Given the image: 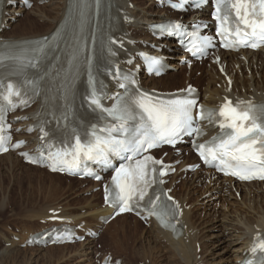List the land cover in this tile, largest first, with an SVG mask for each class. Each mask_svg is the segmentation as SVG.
<instances>
[{
    "label": "bare ground",
    "instance_id": "6f19581e",
    "mask_svg": "<svg viewBox=\"0 0 264 264\" xmlns=\"http://www.w3.org/2000/svg\"><path fill=\"white\" fill-rule=\"evenodd\" d=\"M27 1L29 3H32V6L28 7V5H26L22 0L4 1L1 16L2 29L0 32V37L2 39L21 40L48 35L56 27L57 23L62 19L67 6V0ZM40 1H45L46 4H44L43 6L37 5V3ZM145 1L148 3L146 6L145 4L143 5V2L141 5L136 0H115L116 4L118 5L117 15L120 19V32L117 36V41L123 48L122 59L126 61L134 58L137 51H147L157 57L165 58V62L168 64V69L170 70V72L167 71L164 75L158 78H153L152 76H146L143 74L141 76V80L144 87L150 90L155 89L162 92H173L176 90L185 89V87L190 84V70L197 69V66L193 65V67L191 68L185 67L182 62L185 55L180 54L179 50L176 48V44L169 43L168 47L165 46L167 41H157L156 39L151 37L147 28L150 23L161 21L168 17L177 20H187L189 16L186 15L180 18L179 14L170 12L166 8H157L156 4L152 0ZM129 5L132 6L130 7ZM23 13H25L24 16L20 18ZM30 14H32L34 18H31L29 16L27 17V15ZM191 16H193L194 19H207L205 10L198 11L197 13H195V15ZM152 44L154 46H152ZM216 55L220 58L225 75L228 76L229 80L226 81L225 77L215 69V66L209 65V69L207 68L203 71L204 82L202 84H199V82L197 83L196 80L194 82V86L198 88L199 98L202 104L210 107L218 106L221 102L224 101L225 98H230L233 100V102H247L249 100H252L253 102L264 101V49L254 53L248 51H239L237 53L218 51L216 52ZM181 69L184 70V73H182ZM179 75L180 77H183H181L183 79V86H179V88H170L169 86L172 84L171 82L179 77ZM108 90L111 92H117L118 94L122 93V90L117 91V87L115 86V82L113 81L110 83ZM35 113L36 105H32L26 110L17 111L9 116L10 121L12 122V128L14 130L18 129V132L14 131L12 136L15 139H26L28 141L26 150L29 151L33 150L39 144L38 138L42 134L35 127L33 118ZM30 128H33L32 132H28V129ZM215 132L216 130H208L207 135L203 138V140L209 138ZM180 149L182 151H188L190 153V150L184 145H182ZM13 155L15 154L11 152L1 155L0 160L5 159L12 164L13 161L17 160V158H15V156ZM173 155V153L169 152L167 157L168 162H172L180 158V156H177L175 159ZM194 162H196V160L191 156L189 159L184 161V164H192ZM117 164L118 163H116V165ZM180 167H182V165ZM26 168L41 169L39 167L35 168L34 166L30 165H27ZM42 172H44L43 174H45L47 178H50V187L54 189L61 188L63 179L68 181L75 180L77 182L85 184L89 182V180L87 179L77 180L67 178L65 176H60L58 174H50L45 170L40 171V173ZM215 177L216 176L211 174L209 170L202 168L199 171L193 173L191 179L182 180L183 182L181 181L182 188L185 189V193L179 195L177 194L176 190H174L172 194L175 197L179 208L181 209L180 219L184 225L183 236L180 238H174L169 232L161 230L152 219H149L147 223H149L150 225V230H148L151 233L153 232V234H151L153 240L151 242H147V250H149L150 252L154 250L158 251L162 249V247L169 246V252L175 254L177 257H180L179 260L182 264H238V261H241V259H243V257L248 253L249 248L253 243L254 237L256 235L264 236V207L262 205L256 206L258 203L264 205V184L257 182L249 184H238L232 182V180L230 179H220L219 177ZM203 178L209 179L211 185L209 186V190H204V192L202 191L201 195L208 194L206 196L209 197V200H211L220 197L223 192H226L228 196L233 195V193H230V189L231 191H234V194L236 192L242 191L243 193L241 192L240 194V202L238 204L240 205L239 207L245 206L247 212L240 211V213L238 214L237 211H235V213H237V219L233 218V216L231 218V215L227 216V213H211V210L206 205L209 200H205L201 203V200L198 201L199 196H197L196 194L198 193L199 189H196V187L194 186L186 185L187 181L189 183L194 182L196 183V185H199ZM175 181L176 178L175 176H173L168 186L172 187ZM106 182H108V178L106 179ZM226 182L228 185L227 187L224 186ZM97 185L98 184H94L92 187L90 186L91 190ZM94 196L95 195H92V197ZM96 201L95 203L87 202V204L84 205L89 209L88 211L84 212V216L79 213L69 214L66 211H63V207H56L53 209L49 208L50 210L47 209L46 212L43 211V213L50 212L47 216H43L47 217L48 224L45 225L46 227H40L39 230L37 229V231L34 233L45 231L54 226L59 227L61 225H74L75 227L80 228V226H77L79 225V222L77 221L78 223H75L74 220H78L82 217H89L92 220H96V229L101 228L104 230L101 231L102 234L99 235L98 238L102 240V238H104V233L113 232L112 235H109L112 239V242L116 247L122 246L120 240L126 239L124 237L126 234V228L120 223H122V221H124V219L129 215L124 214L121 216H117L111 222H109L105 226H102L104 223H99L101 222L100 218L110 215L113 210L103 205L101 191L100 202L96 203ZM194 202H197V204L195 206H191V204H193ZM200 206L201 208L203 207V212H197L198 207ZM206 206L208 208H205ZM223 207L221 209H223ZM225 210L227 211V209ZM56 211H59V213L57 215H54L53 212ZM250 211H255L256 217L254 215L247 217V213ZM33 216L34 213L32 217ZM38 217L42 218L40 216ZM52 217L62 218V220L61 222L55 221L51 223L49 222V218ZM204 224L206 226H204ZM28 237L29 235L26 236L22 242H19L24 243L28 239ZM15 240L18 241L19 239L17 240V238H15ZM164 241L166 242L165 244H163ZM103 243L107 247L106 240H103ZM76 246L78 245L76 244ZM80 246L84 250L82 251V253L85 251H87L85 253H89L88 249L90 248V240H87L84 244H79V247ZM66 247H69V245L62 246V248ZM197 248L200 249L199 259L196 258L198 256V254L196 253ZM59 249H61V246ZM232 255L234 260H237V263H232V260H230V257Z\"/></svg>",
    "mask_w": 264,
    "mask_h": 264
},
{
    "label": "snow or ice",
    "instance_id": "6c2138e0",
    "mask_svg": "<svg viewBox=\"0 0 264 264\" xmlns=\"http://www.w3.org/2000/svg\"><path fill=\"white\" fill-rule=\"evenodd\" d=\"M215 19L219 22L220 34L225 37L226 48H256L264 43V0H216ZM230 37L234 39H229ZM210 43L207 40L201 41L204 46ZM192 47L196 51L201 50L196 43ZM42 52L43 44L38 42L31 54L21 52L0 55V66L5 60H10L17 72L28 68L35 69ZM89 85L91 92L86 97V103L100 113L101 121L110 118L112 122L91 125L83 135L75 128L70 129L66 140L62 142L63 147L53 151L49 144L46 156L44 150H41V158L51 161L50 167L54 171L58 166H64L71 171L84 160L108 164L109 153L127 154L124 159L128 163L116 169L112 179V184L118 191L110 203L119 204L118 214L141 207L149 215L155 216L164 227H169L167 218L176 213L173 207L162 200L161 196L166 194L149 195V189L154 183H163L155 177L163 176L166 172H157L152 166L161 162L143 153L161 144L174 145L181 134H202L199 127H193L196 100L159 99L140 93L130 101H123L108 109L103 107L91 77ZM21 87L24 88L23 93ZM36 90V83L32 80H25L21 86L13 82L5 83L0 79V113L4 111L5 102L12 108L17 106L13 98H18L21 106L27 104L28 92L35 93ZM192 92V89L188 90L189 96ZM64 118L67 119V114ZM216 118H219L217 122L224 133L214 138L208 146L198 145L197 150L204 162H218L221 171L226 175L241 180H264V105L258 106L244 101L234 104L226 99L217 112H206L203 109L199 112L201 121L212 123ZM47 135L45 132L41 139ZM140 156L143 158L137 159ZM146 197V203L141 205ZM167 199L170 200L171 197ZM175 207L178 208V205ZM257 248L264 251V241H260L253 251Z\"/></svg>",
    "mask_w": 264,
    "mask_h": 264
},
{
    "label": "rangeland",
    "instance_id": "374dc122",
    "mask_svg": "<svg viewBox=\"0 0 264 264\" xmlns=\"http://www.w3.org/2000/svg\"><path fill=\"white\" fill-rule=\"evenodd\" d=\"M136 1H138V3L141 5L142 2L143 5L145 4V6L148 4L145 0H141V1L136 0ZM44 4H46L45 1H40L37 3V5L39 6H43ZM129 6L131 7L132 5ZM24 14L25 13H23L20 18H22ZM28 16L34 18L32 14L27 15V17ZM184 66L187 67L186 65ZM196 66L197 69H191L189 73L190 74L189 77L191 78L190 79L191 82L189 81L190 85H195L194 84L195 80L197 81V83L199 82V84H202L204 82L203 71L207 68L209 69V64L207 63H203L201 65L196 64ZM181 71L182 73H184L183 69H181ZM181 77L179 75V77L175 79L176 81L173 80L171 82L172 84L169 87L179 88V86L180 87L183 86V79H182L183 77L182 78ZM163 153L164 150H160L157 153V155L161 156L163 155ZM190 157L191 155H187L185 152H183V158L189 159ZM15 158L17 157L15 156ZM17 160L13 161L12 164L5 159L0 160V254H1L0 264H39V263L40 264H101V261L105 255H109L112 258L113 264H146V261H149V264H178V263L182 264L179 260L180 257H177L175 254L169 252V246L162 247V249L158 251L154 250L150 252L149 250H147L146 249L147 242H151L153 240L151 235L153 234V232L152 233L149 232L150 225L142 224L140 221H138L131 215H129L127 218L124 219V221H122V223H120L126 228V234L124 236L126 239L120 240L122 246L116 247L115 244L112 242V239L109 235H112L113 232H110L111 234L104 233L103 236L105 239L102 238L101 240L100 238L97 237L96 239L90 241V248L88 249L89 253H85L87 251L82 253V251L84 250L81 246L79 247V244H84L86 243L87 240L83 242L74 243L75 246L74 244H68L69 247L66 248H62V246L64 245H60L61 249H59L60 248L59 245H54L52 247L51 246L50 247L21 246V244L23 243L20 242H22L26 236H28L31 233H34L35 231H37V229L39 230L40 227L43 226L46 227L45 225L48 224L47 217H43V216L44 215L47 216L49 213H43V211L46 212L47 209L50 210L56 207H63L62 208L64 209L63 211H66L69 214L79 213L82 216H84V212L89 210L84 205H86L87 202L95 203L96 200H97L96 203H99L100 192L96 191V187H94L91 190L90 186L92 187L94 185L93 183L91 184L90 182H87L85 184V183L77 182L75 180L68 181L65 179H63L61 183V188L54 189L50 187L51 184L50 178H47L45 174H43L44 172L40 173L42 169H37L36 167H35L36 169L26 168L27 164L22 163L19 158H17ZM191 177L192 174L181 177L176 176L175 177L176 181L173 183V191L176 190L177 194L179 195L184 194L185 189L182 188V182H183L182 180L191 179ZM186 185L194 186L196 187V189L197 188L199 189L198 193L196 194L197 196H199L198 201L201 200L200 201L201 203L205 200H209V197L206 196L208 194L201 195L202 191L204 192V190L206 191L209 190V186L211 184L208 179L203 178V180H201L199 185H196V183L194 182L189 183L187 181ZM224 186L225 187L228 186L227 182L225 183ZM241 192L242 191L236 192L234 194V191L233 190L231 191L230 189V193H233V195L228 196L226 192H223L224 194L222 193V195L218 197L219 199L218 198L211 199L206 203V205L209 207L211 213L213 214L227 213V216L231 215L230 216L231 218L233 216V218L237 219V213L239 214L240 211L247 212L245 206L239 207L240 205L238 204L240 202L239 194H241ZM92 195L95 196L92 197ZM220 202L223 205H221ZM196 204L197 202H194L193 204H191V206L193 205L195 206ZM258 204L256 206L262 205L264 207L263 204L261 203ZM207 206L205 208H208ZM223 206L225 207V209H227V211L224 209ZM222 207L224 210L221 209ZM202 208L201 206L198 207L197 212H203L204 209ZM235 211H237V213H235ZM255 211L248 212L249 215L247 213V217L253 215L256 217ZM33 213L34 216L32 217ZM38 216L42 218H39ZM77 221L81 223H85L86 228L89 229L96 228L95 227L97 223L96 220H92L89 217H82L78 220H74L75 223H78ZM204 226L206 225L204 224ZM101 234L102 233H100V235ZM13 237L19 240L16 241L15 238ZM103 240L104 241L106 240L107 247L104 245ZM7 243L11 244V246L6 247ZM165 243L166 242L164 241L163 244ZM76 244L78 246H76ZM198 250L200 252V249L197 248L196 250V253L198 254V256L196 257L197 259L200 258V253L198 252ZM230 260H232V263H237L236 262L237 260H234L233 255L230 257Z\"/></svg>",
    "mask_w": 264,
    "mask_h": 264
},
{
    "label": "water",
    "instance_id": "95a60500",
    "mask_svg": "<svg viewBox=\"0 0 264 264\" xmlns=\"http://www.w3.org/2000/svg\"><path fill=\"white\" fill-rule=\"evenodd\" d=\"M42 233L36 234L34 237H40Z\"/></svg>",
    "mask_w": 264,
    "mask_h": 264
}]
</instances>
